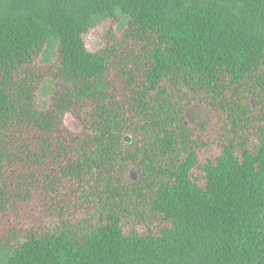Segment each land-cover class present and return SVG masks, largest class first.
<instances>
[{
  "label": "trees",
  "instance_id": "trees-1",
  "mask_svg": "<svg viewBox=\"0 0 264 264\" xmlns=\"http://www.w3.org/2000/svg\"><path fill=\"white\" fill-rule=\"evenodd\" d=\"M0 246L7 264H264V0H0Z\"/></svg>",
  "mask_w": 264,
  "mask_h": 264
},
{
  "label": "rangeland",
  "instance_id": "rangeland-1",
  "mask_svg": "<svg viewBox=\"0 0 264 264\" xmlns=\"http://www.w3.org/2000/svg\"><path fill=\"white\" fill-rule=\"evenodd\" d=\"M113 14L119 18V24L115 26V30L116 32H120L123 30L125 24L127 23V17L121 14L119 10H115ZM108 19L109 15L107 13L95 15L92 17L90 24V33L85 38L86 46L88 49H95L100 45V43H98V36L101 31H103L107 26ZM56 45V40L52 38L48 40L47 47L40 59L41 63H48L51 60L55 53ZM52 89V82L50 80L45 81L38 93L37 104L40 108H46V106L48 105ZM185 114L189 122H191L195 126H205L210 118L208 109L197 104L187 108ZM66 124L71 129H77V124L71 118L66 119ZM9 257L10 250L0 246V264H7Z\"/></svg>",
  "mask_w": 264,
  "mask_h": 264
}]
</instances>
